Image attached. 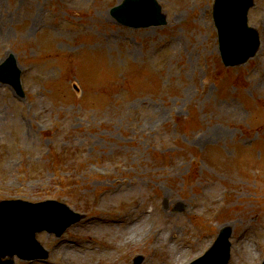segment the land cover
I'll return each mask as SVG.
<instances>
[{"label":"rangeland","instance_id":"obj_1","mask_svg":"<svg viewBox=\"0 0 264 264\" xmlns=\"http://www.w3.org/2000/svg\"><path fill=\"white\" fill-rule=\"evenodd\" d=\"M119 1L0 0V62L15 54L24 91L0 83V200L84 214L60 237L36 234L48 261L14 264H186L222 226L228 264H260L264 0L248 13L260 46L234 67L212 0H157L166 24L146 28L118 24Z\"/></svg>","mask_w":264,"mask_h":264},{"label":"water","instance_id":"obj_2","mask_svg":"<svg viewBox=\"0 0 264 264\" xmlns=\"http://www.w3.org/2000/svg\"><path fill=\"white\" fill-rule=\"evenodd\" d=\"M252 0H217L215 7V19L220 31V49L224 61L227 64H239L244 62L249 56L253 55L258 46V36L255 29L248 27L246 24V13ZM227 10L223 11V8ZM113 15L121 22L131 26H149L165 23V16L161 14V7L153 0H124L112 10ZM20 70L16 66L13 55H10L3 63L0 64V80L4 83L11 84L19 93H22L19 81ZM19 203H21L19 201ZM55 203V202H54ZM2 205L4 203H1ZM0 205V208L2 207ZM24 208H14L9 211L18 221H27L31 223L27 232V246L31 249L33 245L41 250L40 245L35 240V233L46 229L60 235L67 226L78 221L82 215L70 211L67 207L59 204L58 209L42 208L40 204L23 203ZM2 209V208H1ZM0 209V211H1ZM27 209H34L35 213L30 215ZM182 206L178 205L175 210H181ZM230 230H222L219 237L220 245L227 243V237ZM216 250V245L210 249L207 257L208 260ZM10 255V251H0V255ZM224 257L211 264H225L228 257V249H224ZM31 257V256H24ZM142 257L135 260L139 264ZM11 261L0 262V264H10Z\"/></svg>","mask_w":264,"mask_h":264},{"label":"bare ground","instance_id":"obj_3","mask_svg":"<svg viewBox=\"0 0 264 264\" xmlns=\"http://www.w3.org/2000/svg\"><path fill=\"white\" fill-rule=\"evenodd\" d=\"M75 2H76V0H75ZM77 2L79 3V4H82V2H83V0H77ZM100 11H101V18H103V14H104V6H100ZM99 17V18H100ZM104 19V18H103ZM218 131H215V130H213L212 128H210V129H208L207 131H206V134H203V136L201 137V140H211V139H215V138H217L218 137ZM200 140V141H201ZM136 227V225L134 224V227L132 228V232L134 231V228Z\"/></svg>","mask_w":264,"mask_h":264}]
</instances>
